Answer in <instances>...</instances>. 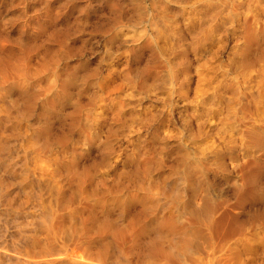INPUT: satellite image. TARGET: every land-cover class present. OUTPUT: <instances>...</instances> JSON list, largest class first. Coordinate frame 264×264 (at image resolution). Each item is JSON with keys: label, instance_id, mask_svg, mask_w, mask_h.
Returning a JSON list of instances; mask_svg holds the SVG:
<instances>
[{"label": "rangeland", "instance_id": "rangeland-1", "mask_svg": "<svg viewBox=\"0 0 264 264\" xmlns=\"http://www.w3.org/2000/svg\"><path fill=\"white\" fill-rule=\"evenodd\" d=\"M262 126L264 0H0V264H264Z\"/></svg>", "mask_w": 264, "mask_h": 264}, {"label": "bare ground", "instance_id": "bare-ground-1", "mask_svg": "<svg viewBox=\"0 0 264 264\" xmlns=\"http://www.w3.org/2000/svg\"><path fill=\"white\" fill-rule=\"evenodd\" d=\"M263 132H264V126H262V127H256V128H253L252 129V131L250 132V135H249V140H250L251 145H253V146H261L264 143V135H263ZM246 179H247V182L245 184L248 186V188L250 190V193L249 194L246 193V200H249L251 202H254L256 200V198L257 199L259 198L258 192L257 191H254L252 189L253 188V185L255 184L256 178L253 175H248L246 177ZM230 221L232 222V219L230 217H228V216L221 217L217 221H214L213 227L217 231L218 230H221L222 227H224V223L227 224ZM231 222H230V224H231ZM226 230H227V228H226ZM234 230L235 229H231V230H227V231L228 232H232Z\"/></svg>", "mask_w": 264, "mask_h": 264}]
</instances>
